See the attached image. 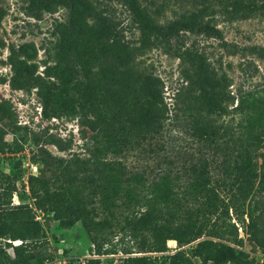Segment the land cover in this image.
Masks as SVG:
<instances>
[{
  "label": "rangeland",
  "instance_id": "rangeland-1",
  "mask_svg": "<svg viewBox=\"0 0 264 264\" xmlns=\"http://www.w3.org/2000/svg\"><path fill=\"white\" fill-rule=\"evenodd\" d=\"M79 1L78 13L93 24L95 18L82 13L85 6L83 0ZM90 1L94 13L105 16L122 41L130 47L140 44V29L123 0ZM135 1L157 25L177 22L178 29L182 18L187 17L188 22L194 18V28L178 29L169 39L170 48L151 45L135 50L129 73L120 80L119 69L124 66L116 51L99 52L85 43L86 36L65 38L62 29L74 18L78 3L68 0L50 11L42 5L49 6L53 0H0V143L14 146L13 151L0 152V183L13 182L16 189L12 202L29 204L43 226L46 242L36 253L46 257L35 264H85L88 258H98L100 264H117L130 254L147 256L160 264L177 249H184L192 264H213L203 259L204 252L198 255L195 251L196 243L205 238L242 249L255 259L254 264H264V248L256 247L248 238L245 212L257 183L241 209L235 212L230 206L228 214L223 212L239 185L233 164L246 157L239 156V152H250L255 168L264 171V10L247 15L223 12L225 6L230 10L232 0ZM207 26L218 29L219 34L206 35L197 29ZM67 47L70 51L64 58L72 66L74 81L79 83L65 99L79 110L82 123L62 114L42 118L38 88L16 81L10 63V56L26 59L29 68L36 65L35 74L43 75L46 66L56 64L58 59L63 62ZM184 48L215 75L226 76L230 97L222 102L224 109L220 112L207 113L197 100L203 93L190 83L189 77L194 74L191 60L175 53ZM99 79L103 83L96 85ZM150 96H162L169 118L162 120L159 131L153 134L128 130L127 143L112 150L101 121H114V114L119 113L135 115L132 107L136 99L146 103ZM253 97L256 102H251ZM62 101L59 97L53 105L58 113ZM112 127L116 130L117 122ZM198 127L209 133L200 132ZM257 133L260 143L250 138ZM48 137L59 140L64 149L46 141ZM57 159H62L58 169ZM204 161L209 170L206 177L217 190L214 211L209 216L198 211L202 201L194 199L192 181L197 176L190 173L192 165ZM119 169L125 172L121 177ZM164 172L169 174L170 186L180 200L179 205L169 203V210L182 221L188 220V210L191 221L204 231L191 243L178 247L175 240L169 239L168 250L155 251L148 229L140 225L130 229V217L140 212H136L138 206L127 193L145 194L141 190L144 184L164 176ZM109 173L118 178L113 184L106 183ZM30 174L43 180L35 184L37 188L47 186L51 192L66 191L82 198L88 219L78 220L70 228H59L52 212L36 208L28 184ZM164 202L156 204L163 213ZM261 209L263 225L264 201ZM216 216L211 227L206 219ZM4 240L10 239L0 237ZM10 241L7 250L14 255L21 248L17 244L20 239Z\"/></svg>",
  "mask_w": 264,
  "mask_h": 264
},
{
  "label": "trees",
  "instance_id": "trees-1",
  "mask_svg": "<svg viewBox=\"0 0 264 264\" xmlns=\"http://www.w3.org/2000/svg\"><path fill=\"white\" fill-rule=\"evenodd\" d=\"M46 1L48 2V0ZM71 1L78 3V7L74 8V18L69 22L68 26L62 29L66 32L65 38L68 40L72 36H76L80 39L86 36L85 43H89L92 48L98 49L99 52H107L108 49L116 51L118 60L124 66V68L119 69L120 80L129 73V69L131 68L130 61L135 54V50L151 45H164L170 48L169 39H171L178 29L194 28V18L189 19L188 22L187 17L182 18L183 20L180 22L178 29L176 28L177 22L168 23L164 26L157 25L149 16L147 10L137 4L135 0H123L130 11L132 21L139 27L141 32L140 44L136 47H130L128 43L119 38L115 27L108 22L105 16H97L94 13L95 7L90 0H83L85 7L81 8V11L93 19L95 18L93 24H90L86 20V17L80 16L78 13V9L81 6L80 1ZM43 3H45V0H43ZM67 3L68 0H53L51 5H42V7L51 11L58 5ZM230 6V10H227V6H225L223 12L247 15L255 11L264 10V0H232ZM197 17L199 16L195 15V18ZM211 27H198L197 29L202 30L206 35L213 36L219 34L218 29L216 30ZM67 44H70L69 41ZM261 50L264 51L262 48ZM68 51H70V47H67L66 52L62 54L61 58L63 62L58 59L56 64L46 66L43 70V75L35 74L36 65L33 64L29 68L24 63L26 59H17L10 56V63L14 68L15 74L13 77L16 81L25 87L35 86L38 88L42 118L47 119L53 115L62 114L66 119L78 118L80 123H82L83 120L79 110L65 99V96H68L71 90L78 88L79 83L74 81L72 66L64 58L69 54ZM175 53L180 58L191 60L190 63H192L194 74L193 77H189L190 83L203 93V96H199L197 100L205 106L204 110L207 113L223 110L224 105L222 102L230 97L228 90H226L228 85L226 76L215 75L203 62L196 61V57H192L187 48ZM52 78L53 80H51ZM102 83L103 80L99 79L96 85H101ZM59 97L63 101L61 102V110L58 113V110L53 105L59 100ZM176 97L179 98V96ZM194 98L196 99L197 97L195 96ZM245 100L247 101V98H244ZM256 100L253 97L251 102H256ZM132 110L135 115H123L119 113L114 114V121L107 118L101 121L109 146L114 151H117L118 148L127 143L126 132L128 130H133L135 134H144V132L153 134L159 131L160 122L169 118L167 103L163 102L162 96H150V99L146 103L136 99ZM115 122H117L116 130L112 127V124ZM198 130L205 134L209 133L203 127H198ZM211 132L215 131L212 130ZM250 138L256 142H261L260 133L253 134ZM1 140L2 135H0V142ZM46 141L54 143L59 149H64L59 140L48 137ZM6 150L13 151L14 146L11 143H6V145L4 143L2 146L0 143V152ZM239 154L242 158L246 156L244 161L240 162L237 160L233 164L234 177L239 181V185H237L235 193L230 197L229 203L225 204L223 212L228 214L230 206L235 212L241 209L246 204L249 190L255 187L257 183L253 201L247 204V211L245 212L249 219L247 222L249 240L256 247L264 248V224L260 225L263 213L261 205L264 201V171H258L255 168V161H253L250 152L245 154L239 152ZM97 160L101 161L99 162L101 164H106L100 158H97ZM61 161L62 159H57V169L61 168L59 166ZM19 163L20 161H18ZM119 172L120 177L125 173L122 169H119ZM208 172L207 161L190 167V173L197 176L195 180H192L193 190L196 192L194 199L202 201V206L198 211L205 216H209V213L214 211L212 207L214 206V199L217 197V190L214 186L210 185V179L206 177ZM107 176L106 183L109 184H113L118 179L113 173H109ZM0 178L2 179L3 177ZM41 181L43 180L37 175L30 174L28 176L29 187L35 195L34 204L40 210L52 212V216L54 220H57L59 228H70L74 222L88 219V213L83 207L82 198L75 195L70 196L66 191L51 192L47 186H44V188L35 187V184ZM15 189V185L10 180L3 186L0 183V237L9 238L10 240L20 239V242L17 244H21V248L13 255L7 250L11 241H0V264L42 263L46 256H38L36 250L46 242L43 226L35 219V215L29 204L12 202ZM141 190L145 194L141 195L140 191L136 195L127 193L129 198L134 200V204L138 206L136 212L137 210L140 212L137 217H130L128 222L130 229H136L140 225L149 230L155 251L168 250L166 242L169 239L175 240L177 246L181 247L184 244L195 241L203 234V227L191 221L192 216L188 210L185 211L188 217V220L185 221L180 220L175 211L171 212L169 210V203L174 202L176 205H179L180 202L170 186L169 174L164 172V176H158L157 179L155 178L149 181V183L144 184ZM159 200H165L164 206L166 209L164 213L156 206ZM142 207L144 208L143 211L141 210ZM206 220L213 227L217 221V216L207 218ZM234 231L236 234V227ZM207 235L209 234L207 233ZM195 251L198 255L204 252L203 259L212 261L213 264H254L255 262V259L244 250L228 244H222V242L214 241L210 238L199 240L195 245ZM85 264H100V262L98 258H88ZM117 264L154 263L150 257L130 254L123 257ZM160 264H192V260L186 255L184 249H177L166 256Z\"/></svg>",
  "mask_w": 264,
  "mask_h": 264
},
{
  "label": "bare ground",
  "instance_id": "bare-ground-1",
  "mask_svg": "<svg viewBox=\"0 0 264 264\" xmlns=\"http://www.w3.org/2000/svg\"><path fill=\"white\" fill-rule=\"evenodd\" d=\"M19 243V242H18Z\"/></svg>",
  "mask_w": 264,
  "mask_h": 264
}]
</instances>
